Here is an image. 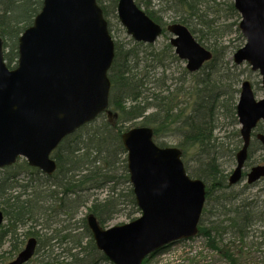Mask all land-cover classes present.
Returning <instances> with one entry per match:
<instances>
[{
    "label": "trees",
    "instance_id": "1",
    "mask_svg": "<svg viewBox=\"0 0 264 264\" xmlns=\"http://www.w3.org/2000/svg\"><path fill=\"white\" fill-rule=\"evenodd\" d=\"M154 1L136 0V3L146 8V14L164 30L169 23L188 27L196 40L213 52L214 59L199 73L191 75L174 54L170 43L158 50L153 45L142 43H136L129 49L125 44L115 42V58L109 71L112 85L109 108L118 118L110 121L105 113L68 136L53 153L57 171L51 177L44 175L46 186L34 181L33 177L42 176V173L31 168L26 161L20 162L22 159L12 167L0 170V208L4 214V224L0 225V249L9 239L12 242L10 252L16 255L23 249L24 238L30 235L37 237V252L44 253L40 264H97L107 261L95 245L86 217L81 220V226L76 218L91 194L96 196L105 189H108L107 196L102 200L95 198L89 208V214H93L101 226L106 227L126 202L139 213L130 185L122 134L136 126L127 124L141 119V126L154 130V139L159 146L167 147L162 138L175 136L180 139L183 160L192 150L195 151L197 172H189L184 163L192 178L206 183V207L213 204L210 212L230 205L223 214L227 217L225 220L218 212L214 213L215 220L209 225L201 222L199 234L206 240L207 248L221 251L226 264H239V259L244 257L245 240L254 229L257 230L258 224L264 223V219L259 213L255 215L253 203L242 202L234 206L232 200L223 199L229 187L219 161L224 156L235 154L242 144L239 130H234L238 125L241 79L225 61L229 47L218 44L217 34L221 27H214V21H208L207 13L214 9L210 5L217 0H159L165 5L159 11L154 10ZM97 2L112 33L110 19L118 18V0ZM42 7L43 0H0V35L4 40L5 61L9 68L16 67L19 38L33 24ZM204 8L207 9L206 15ZM228 10L231 16H238L233 3L228 5ZM168 12L173 14V21L169 23L164 16ZM234 26L239 30V25L231 24L227 28L229 33L234 32ZM143 53L146 59L142 58ZM141 64H144L142 68L139 67ZM172 66L177 67L176 72L170 71ZM221 119L228 121L221 124ZM230 126L232 129L229 131L234 138L231 146L234 147L228 150L226 142L221 144L227 138L220 139L217 130ZM124 185V190L118 191V187ZM20 228L30 230L20 235L17 232ZM78 228L82 229L80 233ZM43 232H46L45 237L41 234ZM228 236L238 239L241 246L230 243V240L226 242Z\"/></svg>",
    "mask_w": 264,
    "mask_h": 264
},
{
    "label": "water",
    "instance_id": "2",
    "mask_svg": "<svg viewBox=\"0 0 264 264\" xmlns=\"http://www.w3.org/2000/svg\"><path fill=\"white\" fill-rule=\"evenodd\" d=\"M241 15L240 31L246 44L234 54L262 77L264 95V0H234ZM117 15L134 41L154 44L163 28L135 0H119ZM175 54L190 73L200 71L213 54L182 24L167 27ZM115 58V43L97 0H43L33 24L19 38L17 66L5 62L0 35V169L24 158L47 176L57 170L53 152L63 140L107 113ZM237 116L243 147L230 185L242 180L251 135L264 121V97L256 100L250 81L241 85ZM259 140L264 145V135ZM135 201L141 216L103 228L93 214L87 217L97 249L112 264H144L146 259L176 243L193 239L206 202V184L192 179L176 147H160L149 127H135L122 135ZM264 177V166L252 168L248 183ZM4 216L0 209V224ZM31 238L9 264H27L35 256Z\"/></svg>",
    "mask_w": 264,
    "mask_h": 264
},
{
    "label": "rangeland",
    "instance_id": "3",
    "mask_svg": "<svg viewBox=\"0 0 264 264\" xmlns=\"http://www.w3.org/2000/svg\"><path fill=\"white\" fill-rule=\"evenodd\" d=\"M108 1L109 0H102V2H105V3H107ZM231 3L234 4V0H217L216 3H212L210 5V7H214L213 10L207 13V9L204 8L203 13L205 15L207 13L208 21L210 20L214 21V27H221L220 33L217 34V39H218V44L221 47H229L228 56L225 57V61L229 63L228 65L229 69H231V71H233L234 73L240 75L241 82L244 80L251 81V83L254 86L256 99L260 100L263 98L262 77L260 73L252 71L251 67L247 63L237 66L234 64V61H233L234 54L237 52V50L245 46L246 40L242 36L241 31L240 30L237 31L236 26L232 27V29L234 30V32L232 33H229L227 30L228 25L235 24V23L239 25L240 20H241V17L239 14L238 16H231V12L228 10V5H230ZM218 4L220 5L217 6ZM152 6H154L153 8L156 11L164 9L165 7V5L161 3L159 0H155ZM143 9L145 10L146 8L143 7ZM172 15L173 14L171 12L164 14L165 21L167 23L173 21V19L171 18ZM110 25H111V30H112L111 34L115 42L123 43L129 49L134 47L136 42L130 36L127 35L126 30L121 25L118 18L117 19L111 18ZM204 31H207V30L204 29ZM170 38H171V35L169 33H166L165 35L160 37L159 40L153 46L158 50L163 49L165 45L170 42ZM150 51L151 50H148L147 53H150ZM141 56L144 59L146 57V54L143 53ZM168 62L170 63V61ZM143 65L141 64L139 67L142 68ZM182 66L185 68L184 63H182ZM176 69H177L176 66L174 67L172 66V69L170 71L176 72L177 71ZM139 70L141 71L142 69H139ZM160 72L161 70H159V73ZM141 121H142L141 119L136 120L133 123L127 124V126H131V125L141 126L140 125ZM227 121L228 119L227 120L221 119V124H225V122L227 123ZM229 129H232L231 126L228 127V129L223 128L222 130L220 129L217 130V136L220 139L224 137L227 138L225 141H222L221 144L226 142L227 143L226 148L228 150L233 149L234 147L233 146L234 138H232V135L230 134ZM239 129H240V126L237 125L236 129L234 130H239ZM161 141L164 144H166L167 147H178L179 148L180 139L175 136L162 138ZM231 144L233 145L231 146ZM236 153L231 156H224L219 161L221 170L225 172L224 174L226 177L230 176V174L232 173V171L234 170L236 166V157H235ZM194 156H195V151L192 150L190 155L187 158H184L186 167L191 173H195L198 170V165H197L198 163ZM255 160L257 161V163L264 164V161H263L264 153L258 152L257 155H253L247 163L248 166L251 165L252 162H254ZM20 162H23V159L20 160ZM44 177L45 176L43 174L42 176L38 174L34 176L33 179L37 184L46 186L47 184L43 180ZM125 186L126 185L119 186L118 191L124 190ZM245 186H246V183H242L235 187L229 188L228 190L225 191V194L223 195V199H226L227 201L232 200V202L235 204L234 206H239L242 202L247 203V204L253 203V205H255V209H254L255 215L259 213V216L264 219V216H263L264 215V181L246 190H244ZM51 189L53 190L54 187H52ZM30 193L31 192H28L29 195ZM107 194H108V189H105V191L98 192L96 196H94V193L91 194V196L87 199L88 203L81 210H79L80 212L77 215L76 220L79 222L80 226H81V220L84 217H87V215L89 214V208L92 206L95 198L98 197L100 200H102L107 196ZM26 198H29V197L27 196ZM121 203H124V200H122ZM212 205L209 203L208 206L205 207L204 209V211L206 209L207 210L204 212L201 222H203L205 225H209L212 221L215 220V218L213 217L214 213L220 212L222 215L221 217L222 220H225L224 218H227L223 214L226 213L227 210H229L228 208H230V205L229 206L226 205L225 209H221L220 211H218L215 208L212 212H210L213 207ZM210 213L212 214L210 215ZM139 217H140V212L136 213L135 211H133L130 205L126 202L124 206H120V211L117 215H115V218L111 222L106 224V228L128 224ZM255 228H257V230L254 229L253 232L250 234V237L245 240L244 257L239 259V264H264V223L261 225L258 224ZM29 230L30 229H27V228H20L17 232L18 234L23 235L29 232ZM78 231L80 233L82 229L78 228ZM31 232H34V230H32ZM45 233L44 232L41 233L42 236L44 235L46 236ZM20 237L22 239L24 238V236H20ZM32 237L33 236L28 235L27 238H24L25 240L24 246L26 245L27 241ZM229 240L232 242H230ZM226 242L234 243L238 247L241 246L240 241L236 239L235 237L232 238L228 236L226 238ZM84 244H87V242H84ZM11 245H12V242L11 240L8 239L4 243V246L0 249V257L4 256L3 259H0V264H8L9 262H11L17 257L18 254L13 255V253L10 252L12 249ZM206 245H207L206 240L202 236L199 235L189 241H182V242L176 243L166 248L159 254L150 258L145 264H195L196 261L200 262V264H226L227 263V261L224 258H217V252L209 250ZM65 247L66 246H64V248ZM61 251L62 250H59V252ZM56 253H57V250H56ZM43 254H44L43 251H41L40 253L37 252L28 264H40V259L42 258ZM88 263L89 262H87L86 264ZM97 264H112V263L109 260H107V261L99 262Z\"/></svg>",
    "mask_w": 264,
    "mask_h": 264
},
{
    "label": "flooded vegetation",
    "instance_id": "4",
    "mask_svg": "<svg viewBox=\"0 0 264 264\" xmlns=\"http://www.w3.org/2000/svg\"><path fill=\"white\" fill-rule=\"evenodd\" d=\"M162 28H163V32H167V27H165V30H164V27L163 26H162ZM252 87L254 89L253 84H252ZM260 134H263L264 135V121H261V122L258 123L257 128L253 131V133L251 135V144H250V147H249V150H248V159H247V162L245 163L244 168H243L242 180L239 183H237V184L230 185V176L232 174L231 173L229 177L227 176V185H228L229 188L235 187V186L240 185L242 183H246V186L244 188V190H246V189H249L252 186H256L257 184H259L262 181H264V177H263L258 182H255L253 184H249L248 183V174L251 172L252 168H254L256 166H264V164L257 163L256 160L254 162H252V164L249 165V166L247 164L248 161L250 160V158L253 155H257L258 152L259 153L260 152H263L264 153V145L262 144V142L259 140V137H258ZM240 140L242 141L241 135H240ZM242 146H243V141H242V144L239 147V150L242 148ZM206 188H207V186H206ZM221 253H222L221 251L217 252V258H222V256H221L222 254Z\"/></svg>",
    "mask_w": 264,
    "mask_h": 264
}]
</instances>
